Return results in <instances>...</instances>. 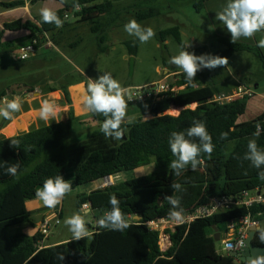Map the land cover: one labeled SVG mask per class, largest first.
I'll list each match as a JSON object with an SVG mask.
<instances>
[{
    "label": "trees",
    "instance_id": "1",
    "mask_svg": "<svg viewBox=\"0 0 264 264\" xmlns=\"http://www.w3.org/2000/svg\"><path fill=\"white\" fill-rule=\"evenodd\" d=\"M46 1L51 0H16L0 4L7 10H14L25 7L27 3L33 5ZM52 1L62 5L61 9L53 12L64 21L63 26L57 28L55 24L45 23L42 18L7 22L0 31V57L4 52L2 40L6 31H27L26 41L31 42L29 44L36 42V50L48 41L60 46V36L71 30L69 18L73 16L77 23L90 24L91 31L100 34L102 27L99 19L114 8L112 0ZM206 1H197L198 12L204 9ZM78 6L80 11H76ZM67 13L68 19L65 18ZM159 14V10L153 8L139 11L136 20L143 22ZM155 36L162 43L173 36L184 47L179 27L159 31ZM218 40L224 49L215 56L230 59L237 53L247 52L253 53L264 64V55L257 45L239 41L232 44L227 37H219ZM78 43L71 44V47H76ZM6 44L12 48L10 42ZM124 44L131 56L137 55L138 39ZM99 50L105 51L104 48ZM174 77L176 81L170 86L185 89L178 93H165L159 100L151 102V118H138L122 125L125 131L121 140L106 137L101 131L105 117L90 113L84 118L98 124L96 129L92 130L86 142L66 148L64 143L73 133V123L86 122L84 118H76L73 109L69 111L67 121L53 122L12 137H0V165L4 164L0 167V264H246L238 257L217 251L216 228L223 240L233 221L248 215L259 222L264 221L263 207L247 209L234 206L210 218L199 219L190 226L178 227L174 232L168 230L171 246L166 251L161 248L160 233L146 225L150 221L170 217L173 205L165 199L166 196H173L179 201L176 211L192 213L201 206L209 205L216 197H238L245 191L264 187V179L259 175L264 172V166L257 169L244 159L251 140H255L258 149L264 151V112L253 120L239 122L246 113L249 99L228 104L214 103L212 100L219 88L212 77L207 76L210 82H203L204 74L198 73L195 86H202L197 88L188 84L183 72ZM26 87L20 83L8 86L0 91V102L5 97L10 99L19 94ZM64 97L71 104L68 88ZM192 105L196 107L192 109ZM172 108L182 110L177 116L169 115L168 111ZM195 120L205 123L212 136L214 151L210 156L201 153L198 159L202 162L194 171L188 165L180 176H175L168 167L175 159L168 143L170 134L185 131ZM8 122L4 119L0 129ZM221 133H227V138L221 139ZM12 140L19 141L18 148L11 146ZM64 150L67 154H62ZM17 163L20 168L16 176L5 174L6 165ZM151 164L156 167L151 174L78 195V209L89 204L96 223V231L90 237L44 246V236L39 231L33 236L25 232H9L16 226L35 227L27 203L37 199L36 189L42 187L48 178L62 175L67 180L70 174L74 185L82 186ZM173 182L181 184L183 190L174 191L171 188ZM113 194L130 225L123 231L101 228L97 223L106 211L111 210L109 198ZM254 243L264 246L260 231L256 232ZM59 254L65 256L63 261L57 258Z\"/></svg>",
    "mask_w": 264,
    "mask_h": 264
},
{
    "label": "rangeland",
    "instance_id": "2",
    "mask_svg": "<svg viewBox=\"0 0 264 264\" xmlns=\"http://www.w3.org/2000/svg\"><path fill=\"white\" fill-rule=\"evenodd\" d=\"M3 1L11 2L16 0ZM197 1L198 0H112L114 8L99 19V24L102 27V32L100 34L92 32L90 24L77 23L76 19L72 16L68 20L71 25V30L66 32L64 36H60V41H62L60 42V46H53L48 52H45L48 48H40L36 51L37 54L35 52L36 55L34 57L22 62L16 59L18 55L17 52L22 46L23 39H18V32H10L6 38L15 39L14 47L13 51H11L6 42L3 44L2 49L4 52L0 57V68L3 69L0 72V91L10 85L32 82L34 79L38 78L35 86L37 89L36 92L41 94V90H44L45 101H47L49 105L54 106L52 110L55 112V116L49 119V121L53 123V121L57 119L61 120L62 116L64 118L67 117L69 108L67 107L68 105H66L67 101L64 97V91L71 84L81 80H85L88 84L89 79H98L100 75L110 73L122 87L128 89H137L145 84L154 85L162 80L166 84L172 85L174 84V79L166 78L164 71L167 69L181 71L175 65L169 63V60L173 56L178 55L181 50L193 52L197 56L204 54L213 56L214 53L224 49V45L219 42L218 34L215 32L209 20V12L205 9L200 12L196 10ZM41 6H43V9L48 8L54 11L53 7L48 3H39L33 10L37 11ZM152 8L159 10L160 14L154 18L138 23L143 27H151L155 35L159 31L171 27H179L184 47L173 36H170L165 43L160 42L157 37L154 36L149 42L145 44L140 43L137 55L131 56L124 43L137 38L127 34L124 31V25L128 23L130 19H136L137 12ZM0 10L3 11L2 8H0ZM20 16L19 13H9L7 16L0 18V21L12 22L21 19L22 17ZM36 17L37 19L42 18L41 15L38 14ZM102 39L103 42L101 41ZM73 43H78V45L76 47H71L69 44ZM100 48H104L105 51L101 52L99 50ZM200 48L202 50L197 51ZM228 61V70L232 76L235 77L238 73L244 76L246 75L248 80H242V83L251 85V87L259 85V91L264 90V66L253 53L241 52L228 59ZM228 74V71L222 66L209 70L204 76L207 75L212 77L218 86V81H221L224 77L227 78ZM226 82L225 79L224 83ZM50 89L60 91L62 99H59L56 93L50 92ZM71 93V103L72 106H75L77 98L73 90ZM38 96L36 97L37 99H42L44 97L42 94ZM38 105V101L35 102V106ZM191 108L194 109L195 105H192ZM179 110L181 111L182 109H178V111ZM168 114L173 115L169 113V111ZM251 114L252 112L246 115L244 119L246 121L250 120ZM21 119L22 116H19L16 118V121ZM84 119L86 120L84 124L80 122L73 123V133L64 143L66 148L70 145L86 142L92 130L96 129V123L91 122L89 118ZM9 126L10 125H7L1 129V133L4 136L9 137L6 133ZM40 126H44V124ZM36 128V125H32L29 130ZM26 131L27 129L22 131L19 130L16 133ZM54 153L55 152H53V154ZM50 154L51 153H49V155ZM62 154H67V150H64ZM155 171V165L151 164L136 170L122 172L116 177L106 178L105 180L82 186L74 185L70 174H68L67 181L72 184V191L64 199V216L62 222L60 225L53 227L51 237H55L54 240H65L72 237V233L69 231L64 221L66 218L76 213L83 214L77 207L78 195L99 189L102 184H106V186L118 184L146 176ZM84 219L87 228L89 225H92V214L86 215ZM52 226H54V224H52ZM262 226L264 227V221L262 222ZM27 227H30V225L16 226L11 228L9 232L26 233ZM163 238L164 236L161 239V248L166 250L169 244L166 241V245L164 246V244H162ZM165 240H167V238ZM216 242L217 251L220 254H225L223 240L221 239Z\"/></svg>",
    "mask_w": 264,
    "mask_h": 264
},
{
    "label": "clouds",
    "instance_id": "3",
    "mask_svg": "<svg viewBox=\"0 0 264 264\" xmlns=\"http://www.w3.org/2000/svg\"><path fill=\"white\" fill-rule=\"evenodd\" d=\"M41 17L45 23L55 24L57 28L63 26L64 21L48 8L41 10ZM215 19L230 34L232 44H235L241 38L251 39L257 33H264V0H226L223 8L216 12ZM124 31L137 38L141 44L149 42L155 36V32L151 27H143L134 18L124 25ZM257 47L264 49V35L259 39ZM228 62L227 58L208 54L197 56L195 53L186 50H181L178 55L169 60L170 64L175 65L185 74V79L192 86H195V78L198 72L203 69L213 70L226 66ZM87 92L88 94L82 97L84 110L105 117L101 131L106 137L115 140L123 139L125 129L122 125L125 123L130 124L135 120V117H130L127 113V101L132 99L130 90L122 87L110 73H104L98 79H89ZM20 107L18 97H14L12 100L5 97L0 102V117L11 120L13 114L19 111ZM53 107V105H49L47 101H44L39 110L40 118L45 122L53 118L55 116V112L52 110ZM257 127L259 128V125ZM227 135V133H221V139H226ZM168 143L171 153L175 157L170 161L168 167L175 176H180L188 165H191L194 171L197 165L202 162L198 159L201 153L210 156L214 151L212 136L209 134L205 123L199 120L193 121V125L185 131H173L170 134ZM11 146L18 148L19 141L12 140ZM244 159L250 161L251 165L257 169L264 166V151L258 149L255 140L249 141L248 152L245 154ZM3 166L4 164L0 165V167ZM19 168L18 163L6 165L5 174L16 176ZM259 175L264 179V172H260ZM171 188L174 191L183 190L182 185L176 182L171 184ZM71 191L72 184L65 180L62 175H59L46 179L43 186L36 189L35 196L42 201L44 206L55 208L61 204ZM165 199L173 205L169 216L175 220H180L181 214L175 210L179 206V201L173 196H166ZM109 203L111 210L104 213L98 220V225L101 228L113 231H123L129 228L130 225L119 207V201L115 194L110 196ZM88 208L89 205H83L81 209L83 214L76 213L64 221L75 241L91 236L84 219L89 214L84 209ZM260 240L264 242V229L260 230ZM57 258L63 261L65 256L59 254ZM246 264H264V256L249 258Z\"/></svg>",
    "mask_w": 264,
    "mask_h": 264
},
{
    "label": "crops",
    "instance_id": "4",
    "mask_svg": "<svg viewBox=\"0 0 264 264\" xmlns=\"http://www.w3.org/2000/svg\"><path fill=\"white\" fill-rule=\"evenodd\" d=\"M1 2H5V1L0 0V3ZM39 3H46V4L48 3V4H50V6L53 7L54 11L59 10V9L62 8V5L59 2L52 1V0L51 1H46V2H38V3H35L33 5L30 4V3H27L25 7L17 8V9H14V10H7V9H5V8H3L1 6L0 8H2L3 11L0 10V18H2L4 16H7L9 13L10 14L19 13V15H21L20 17H22L21 18L22 20H24V19L35 20V19H37L36 15L37 14L41 15L40 11L43 9V6H41L39 8V10H37V11L33 10V8H36V6H38ZM225 3H226V0H208L204 4L205 5L204 9L209 12V16H210L209 20L212 23L215 32L218 34V38L219 37H227V38L231 39L230 34L227 33V31L224 28V26L219 21H216V19H215L216 12L220 11L223 8V6L225 5ZM5 23H7V22H4L3 20L0 21V31L3 29V26H4ZM9 33H10V31H6L4 33L2 41L6 42V43L10 42L12 44V48H10V49H11V51H13L15 39H7L6 36ZM18 33H19L18 39H23L21 48L23 46L28 45L29 43H31V42H26V39H27V37L29 35V33L27 31H20ZM262 35H264V33H257L256 36H254L251 39L241 38L238 41L242 42V43L250 44V45H257V43H258V41H259V39L261 38ZM69 45H71V44H69ZM53 46H55V45L51 41H48V42L44 43L43 45L39 46L38 49H40V48L41 49H47L48 48L45 51V52H48L51 49V47H53ZM21 48H19V50ZM38 49L36 51H38ZM19 50H18V52H19ZM261 51H262V53L264 55V49H261ZM216 53H214L213 56H215ZM36 54H37V52H36ZM237 54H235L234 56H236ZM262 65L264 66L263 63H262ZM223 68L226 69L229 74L227 75V78L224 77V79H221V81H218V88H219V92L218 93L232 94L241 85L253 88L255 90V96L252 99L248 100L246 113L243 116H241V118L239 119V122H246V120L244 118L250 112H252L250 120H253L257 116L261 115L264 112V90L263 91H259V89H260L259 85H255L254 87H251V85H248L246 83H242V80L243 81L244 80L247 81L248 77L246 75L245 76L241 75L240 73L235 75V77L232 76V74L228 70V65L223 66ZM176 71L175 70H170V69L165 70L164 73L166 75V78H168V79L169 78H173L174 82H175L176 79H175L174 76L176 74H179L180 72H182V71H177V72ZM208 71H209V69H203L202 71H200L198 73L205 74ZM206 76H204L203 79H205V80L203 82H206V81L210 82L211 80H208V77L206 79ZM31 78H35V77H31ZM225 79L227 81L226 82L227 84L224 83ZM26 80H28V79H26ZM29 80H30V78H29ZM37 81H38V78L34 79L32 82L20 83V84L26 85L27 87L22 92H20L19 94H16V95L10 97L9 100H12L14 97H18L19 100H20L21 107H20L19 111L15 112L13 114V118L11 120H9L8 124H5L6 126L7 125L11 126L14 123H16L17 125L20 126V125H23V124L27 123V125H28L27 128L21 129V131L22 130H26V129H27V131H29V129H30V127L32 125H36V127L39 128V127H41L40 126L41 124L49 125L50 123H52L49 120L47 122H45L43 119L40 118L39 110L42 107V105H43V103H44L46 98H45V91L44 90H41V94L44 97L42 96L43 97V98L41 97L42 99H37L36 98L38 95H41V94L36 92L37 89L35 88V86H36V82ZM87 85L88 84H87V82L85 80H81L79 82L71 84L68 87V91H69V93H71L72 90H74L75 88L81 87L82 91H83L82 94H83V96H85V95L88 94ZM146 85H150V84H145L143 86H146ZM198 86H202V85L200 84ZM198 86H195V87L197 88ZM175 87H177V86H175ZM184 89H185V87H180L179 90L177 91V93L182 91V90H184ZM31 90H33V91L30 92ZM54 93H56V95L59 97V99H62V95H61L60 91L56 90V91H54ZM81 100H83V99H81ZM37 101H38L39 105L35 106V102H37ZM66 105H68L67 107L69 108L68 113H67V117L64 118L62 116L61 120L57 119L56 121H53V122L67 121L69 119V111L71 109H73L75 117L79 118V119H83L85 116H88L90 114V112H86L84 110V103H82L80 105V107H77V104H75V106H72V103L71 104L67 103ZM195 107H196V105H195ZM149 111H150V104L149 103H140V104H137L135 106H129L128 105V108H127L128 116L135 117V119H138V118L149 119V117H150L149 116ZM19 116H22V119L19 120V121H16V118L19 117ZM250 120H248V121H250ZM3 121H4V118L0 117V124L3 123ZM97 126H98V124L95 125V127H97ZM1 129H3V128H1ZM1 129H0V137L4 136L1 133ZM19 130L20 129H17L16 132L19 131ZM16 132L13 135H9V137H12V136L20 134L19 132L18 133H16ZM21 133H23V132H21ZM5 137H8V136H5ZM105 186H106V184H102L100 188H103ZM87 193H90V192H87ZM64 199L61 202V204L57 205L55 208H48V207L44 206L42 201H40L38 199L29 201L27 203V209H28L29 214L32 216V220H33V222L35 224V227H32V226L27 227L26 228V230H27L26 234H28L30 236H33L39 230V227H40L41 223L43 222L44 218L47 217L48 214H50L51 212L59 213L61 215V222H62V219H63V216H64V205H63ZM84 211L87 212L85 209H84ZM88 213L91 214V211L88 212ZM262 222H260V225L258 226L260 228V230L264 229V227L262 226ZM54 227H56V226H54ZM88 230L91 232V234H93L96 231V223L94 221V218H93L92 225L88 226ZM223 238H225V235H224ZM54 239H55V237H51V235H50V237L45 241V245L44 246L58 245V244H61V243H65V242L73 240V237L67 238L65 240H62V239L54 240ZM221 239H222V236H221Z\"/></svg>",
    "mask_w": 264,
    "mask_h": 264
},
{
    "label": "built area",
    "instance_id": "5",
    "mask_svg": "<svg viewBox=\"0 0 264 264\" xmlns=\"http://www.w3.org/2000/svg\"><path fill=\"white\" fill-rule=\"evenodd\" d=\"M80 10L81 8L78 6L76 11ZM65 17H67L66 19H68L69 14L67 13ZM35 45L36 42L23 46L19 50L16 60L26 61L32 56H34L36 52ZM129 90L132 95V99L128 100L127 103L128 105H136L140 103H151L156 100H159L163 94L168 92L177 93L179 87H171L169 84H166L162 80L161 82L154 85L139 87L137 89L129 88ZM254 96L255 92L253 88L241 85L232 94L218 93L214 95L212 101L218 104H228L238 100L251 99ZM234 206L245 207L247 209H251L254 207L264 208V187L245 191L242 195L238 197H216L212 199L209 205L201 206L192 213H180V220H175L171 217H164L150 221L146 223V225L151 230L158 231L160 233L161 239L163 236L166 237L170 247L171 238L170 234H168L167 232L168 230L174 232L178 227L190 226L192 223L199 219L210 218L215 214L219 213L220 211L229 209ZM85 210L87 212H90V205L89 208ZM52 224H54V226H58L61 224V217L59 213L54 212L48 215L44 218L43 222L41 223L38 231L41 232L44 236L43 245H45V241L51 235L52 228L54 227L52 226ZM259 225L260 222L258 220L253 219L250 215L242 217L238 221L231 222L228 227V232L225 234V238L223 239L225 251V254L223 255L231 256V253L233 252H240L244 246L245 241L249 237L251 228L258 227ZM169 247H167V249Z\"/></svg>",
    "mask_w": 264,
    "mask_h": 264
},
{
    "label": "water",
    "instance_id": "6",
    "mask_svg": "<svg viewBox=\"0 0 264 264\" xmlns=\"http://www.w3.org/2000/svg\"><path fill=\"white\" fill-rule=\"evenodd\" d=\"M137 219H139V217H137ZM259 230H260L259 227L251 228L249 237L245 241L242 250L240 252L231 253V257H238L240 260L246 262L249 258L264 256V246L256 245L254 243L255 234ZM215 239L216 241L221 240V234L218 232L217 228H216V238Z\"/></svg>",
    "mask_w": 264,
    "mask_h": 264
},
{
    "label": "bare ground",
    "instance_id": "7",
    "mask_svg": "<svg viewBox=\"0 0 264 264\" xmlns=\"http://www.w3.org/2000/svg\"><path fill=\"white\" fill-rule=\"evenodd\" d=\"M73 91L75 93V97L77 98V100H76L77 107H80V105L83 103V100H81L82 97H83L82 88L81 87H77ZM178 109L179 108H172V109L169 110V113H172L173 115H178L180 113V110L178 111ZM27 126H28L27 123L26 124H23V125H20V126L17 125L16 123H14V124H12L11 126H9L7 128L6 133H7V135H13V134H15V132H16L17 129H20L21 130V129L27 128ZM165 239L166 238L164 237L163 238V241H162V244H164V246L166 245V241H167Z\"/></svg>",
    "mask_w": 264,
    "mask_h": 264
}]
</instances>
